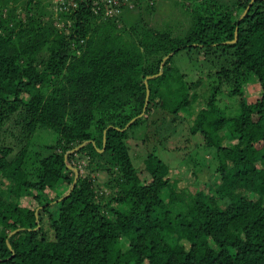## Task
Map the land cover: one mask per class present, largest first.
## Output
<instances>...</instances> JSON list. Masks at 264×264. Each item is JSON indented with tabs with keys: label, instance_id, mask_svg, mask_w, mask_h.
I'll return each mask as SVG.
<instances>
[{
	"label": "trees",
	"instance_id": "16d2710c",
	"mask_svg": "<svg viewBox=\"0 0 264 264\" xmlns=\"http://www.w3.org/2000/svg\"><path fill=\"white\" fill-rule=\"evenodd\" d=\"M192 1L187 27L173 36L146 23L119 27L125 1L109 15L76 0L58 10L59 26L29 14L30 0L18 12L19 0H0V127L17 113L25 133L15 152L0 145V264H264V0ZM179 52L195 57L193 68H212L188 81L173 61ZM253 80L257 97L246 101L241 87ZM223 83L238 97L228 110L216 103ZM154 107L182 116L213 150L218 176L206 192L177 186L152 151L141 163L148 179L139 177L128 139ZM37 127L54 141L26 171ZM85 140L66 155L78 174L61 198L73 178L63 154ZM82 166L107 173V192Z\"/></svg>",
	"mask_w": 264,
	"mask_h": 264
},
{
	"label": "rangeland",
	"instance_id": "374dc122",
	"mask_svg": "<svg viewBox=\"0 0 264 264\" xmlns=\"http://www.w3.org/2000/svg\"><path fill=\"white\" fill-rule=\"evenodd\" d=\"M26 0H19V7L16 11L22 9ZM129 0V5L122 8L118 12L121 16L119 27H125L132 23H146L155 29L168 27L169 32L173 36H179L188 25V14L190 9L194 7L192 0ZM200 1V0H199ZM216 3L230 4V0H216ZM148 2V3H145ZM135 4V5H134ZM31 8L29 14L34 17H40L47 23L56 22L57 25L62 26L63 21L59 17L58 10H64L67 7H74L71 0H30ZM244 11V10H243ZM118 14V15H119ZM68 24V23H67ZM68 25H66L67 28ZM67 32V29L65 30ZM170 54V53H169ZM168 54V55H169ZM167 55V56H168ZM186 54L179 52L173 56V61L181 72L184 73L188 81L196 82L197 78L204 75L205 71L211 69V64L199 65V68L191 67L192 64L197 65L198 61L195 57L186 59ZM44 56V51L42 55ZM166 56V57H167ZM165 57L162 58V60ZM179 58L178 62L175 59ZM185 58V59H184ZM215 65V62L213 63ZM160 71V69L158 70ZM208 83L213 82L212 78H208ZM220 90L216 95V103L220 108L226 110L231 109L238 102L237 96L228 95V88L225 84H221ZM196 86H193V90ZM198 87V86H197ZM241 92L246 101H252L257 97L258 85L253 81H248L241 87ZM198 103H201V98L198 97ZM168 112L160 108H151L147 119L138 127L131 128L133 131L128 139V152L131 156L132 164L136 167L137 173L141 179H148L146 172L142 170V158L148 151L154 152L159 158L165 161L167 165L166 175L177 179V186L188 188L189 191L195 192L202 189L206 192L208 182L214 183L217 178V173H213L215 161L213 158V150L203 147L201 137L199 134L191 135L187 130V123L182 119V116H175L173 118ZM18 114L14 113L4 120L0 127V145L13 147L15 152L21 145L25 143V133L22 132L20 123L18 121ZM131 129H128L129 131ZM141 134L145 136L139 140ZM54 141V133L47 128L37 127L27 141L26 159L24 168L26 171H31L37 164V159L45 155L47 152L45 146L52 144ZM12 154V153H11ZM79 158L80 164L86 163L85 159ZM82 159V160H81ZM189 161L191 169L186 170L188 166L186 162ZM71 166H75V161L71 162ZM78 172V171H77ZM82 175L88 173L93 177L95 187L99 190L107 192L106 187L107 173L100 171H89L87 168H79ZM118 174V173H116ZM116 176V175H115ZM200 179L198 183H194V179ZM62 189V188H61ZM60 189V191H61ZM163 198L166 197V191H162ZM249 197H252V195ZM21 204H29L33 206L34 203L29 198H22ZM55 202V201H54ZM54 202L49 203L48 211H53ZM39 207H37L38 209ZM46 216V215H45ZM44 216L42 220L43 228L50 234L49 223ZM174 241V239H173ZM171 241V242H173Z\"/></svg>",
	"mask_w": 264,
	"mask_h": 264
},
{
	"label": "water",
	"instance_id": "95a60500",
	"mask_svg": "<svg viewBox=\"0 0 264 264\" xmlns=\"http://www.w3.org/2000/svg\"><path fill=\"white\" fill-rule=\"evenodd\" d=\"M248 6H249V3H248V5L245 7V9H244V11L242 12V14L241 15H243L244 14V12L246 11V9L248 8ZM235 35H236V27L234 28V39H235ZM234 39L232 40V41H234ZM168 55V54H167ZM166 57V56H165ZM161 64H159V66H160ZM158 73H160V71H158L156 74H158ZM156 74H153V75H156ZM153 75H147V76H145V79L143 80V83H144V85H145V93H144V100H143V106H142V110H141V113L140 114H138L137 116H140L142 113H143V111H144V109H145V106H146V104H147V97H148V89H147V87H146V79H148V78H150V77H152ZM136 117V116H135ZM135 117H133V118H131L125 125H124V127L123 128H119V130H123L125 127H127V125L135 118ZM104 131H103V133H102V142H103V140H104ZM86 142H87V140H85V141H82L80 144H78V145H76V146H74L73 148H71V149H69V150H67L64 154H63V158H64V161H65V166L68 168V169H70L71 171H72V173H73V178H72V181H71V184H70V186H69V189H68V191L63 195V196H61V198H63V197H65L68 193H69V191L72 189V187H73V185H74V183H75V180H76V178H77V169L75 168V167H73V166H71V164L66 160V155L68 154V153H72V152H74V151H76V150H78L80 147H82L84 144H86ZM102 150V147L100 148V149H97V151H101ZM60 199V198H59ZM58 199V200H59ZM36 210H37V208H35V210H34V217H35V223H36V225H35V227L34 228H38V220H37V213H36ZM18 229H15V230H13V231H11L9 234H12V233H14L15 231H17ZM7 246L9 247V244L7 243Z\"/></svg>",
	"mask_w": 264,
	"mask_h": 264
},
{
	"label": "built area",
	"instance_id": "2783aa9c",
	"mask_svg": "<svg viewBox=\"0 0 264 264\" xmlns=\"http://www.w3.org/2000/svg\"><path fill=\"white\" fill-rule=\"evenodd\" d=\"M73 5H76V0H71ZM79 1H85V0H79ZM121 1H125L127 5H129V0H88L90 2L91 8L93 11H95L99 4H102L105 7V14H116L119 11V3Z\"/></svg>",
	"mask_w": 264,
	"mask_h": 264
}]
</instances>
